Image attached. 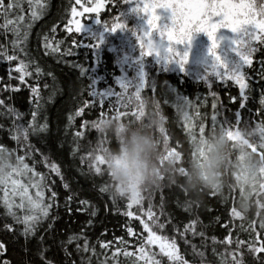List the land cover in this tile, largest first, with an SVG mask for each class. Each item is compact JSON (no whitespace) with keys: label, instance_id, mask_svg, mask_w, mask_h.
Returning <instances> with one entry per match:
<instances>
[{"label":"trees","instance_id":"16d2710c","mask_svg":"<svg viewBox=\"0 0 264 264\" xmlns=\"http://www.w3.org/2000/svg\"><path fill=\"white\" fill-rule=\"evenodd\" d=\"M103 1L106 3L105 9L101 12L104 21L111 20L124 8L123 0ZM41 3L46 4L47 7L36 19L32 18L31 12L39 11V9L35 5L29 8L28 0H23V11L18 13L25 16L22 24L31 23L25 48L30 53L29 58L34 62L33 70L36 64L43 70L40 79L37 81L34 75L25 77L26 83L17 79L19 73L15 70V65L19 63V60L10 62L2 55L5 50L8 54L15 52L12 44L14 36L12 32H5L0 27V99L23 113L24 119L21 122H27L31 120V110L35 107L32 104L33 96L30 86H40L44 97V107L39 115V123H44L46 118L48 127L44 132L29 136L28 143L39 151L30 149L31 155L25 156V160L30 165L34 163L33 156L36 161H39L35 163L36 171L45 175V182L49 185L45 189V202H50L52 191H55L57 195L53 207L49 210V218L42 220L37 227V232L26 238L21 231L23 225L16 224L12 230L3 227L6 222L2 203L5 186L0 185V242H3L5 246V250L0 251V262L8 260L11 264H44L39 252L41 249H46L44 256L53 264H134V262L144 264L140 260L139 249L141 243L145 242L148 232L141 221L149 220L147 215L149 201L145 199L142 205H133L131 209L128 208L127 200L113 202L107 192L100 191V188L108 182L107 174L104 171L103 175L89 173L88 165L81 162L82 153L73 154L75 146L72 139L76 131L85 132V137L80 138V143L95 139L97 136L93 128H81L85 120H98L113 115L110 108L117 98L106 97L104 105L101 106L99 97L90 95L92 89L89 86L94 82L96 89L102 92L106 88H118V80L121 76L118 60L113 51L105 49L98 55L97 47L78 46L81 41L83 44H94L95 39L84 32L76 33L75 30L69 32L64 27L71 18L68 9L71 4H75V0H71V4L70 0H41ZM15 15L16 13H13L10 18H14ZM4 23V17L0 16V25ZM54 25L55 32L52 31ZM45 36L48 37L47 43L52 46L62 41L59 43V52L53 53L51 48H45ZM257 46L259 50L253 57V64L245 69L251 78L248 80L249 98L243 108L240 107L239 85L233 82L227 85L219 82L210 84L204 79L200 80L184 72L153 73L150 77V85L142 92V95L161 101V108L169 119V140L177 150L187 147L190 143L182 127L183 121L177 116V107L186 99L198 105V109H192L193 123L198 125L203 120L206 131L211 129L213 93L218 100V121L228 117L232 123H236L237 111L241 114L240 122L264 121V105L260 104L264 95V80L257 75L260 59L264 57V45L258 43ZM68 49L71 51H67ZM15 54L21 59L24 58V53L15 52ZM49 72L52 73L51 76L48 75ZM45 83L49 85L48 88L43 87ZM231 97L236 99L232 100ZM88 100L93 101V104L85 107L82 115L76 117L74 123L69 126V114ZM197 110L203 114L202 117L194 115ZM13 119L14 117L5 115V109L0 105V125H3L0 127V144L13 150L12 164L15 167L18 164L16 156L24 155L25 145L24 143L18 145L9 131L12 128ZM45 156L50 158L49 162H55L60 166L63 179L43 162ZM13 178L23 180L25 184L29 183L27 176ZM36 179L38 180L39 177ZM65 181L69 184L67 189L63 186ZM7 191L10 198L18 203L19 197L12 195L10 184L7 186ZM163 191L165 215H160V192L152 197L154 205L152 210L159 217L160 222H165L166 219L167 222L163 229L153 225V230L161 236L174 238L179 253L189 264H224L222 258L224 256H226L225 264H233V249L236 247L237 240L243 242L240 245V251L244 253L245 264H260V261L248 252L247 244L249 241H254L259 246L260 242L264 241V227H261L258 220L242 222L237 218L238 213L233 215L236 211L232 207L234 196L221 200L209 195L204 205L196 207L194 212H189L182 207L185 197L189 198L179 189ZM35 192V188L29 187L30 194L34 196ZM68 197H72L71 201H68ZM80 200H87L89 203L85 206L79 203ZM141 207L144 209L143 212ZM92 211L96 214L92 215ZM126 211H132L134 215L126 216L124 214ZM197 217L202 222V226H198L197 231H204L205 236L202 238L198 234L193 235L190 231L182 236L184 226ZM89 220L92 221L91 224L88 223ZM7 222L12 221L8 218ZM49 224L52 225L51 229L48 227ZM129 227L132 228V233L128 232ZM74 234H78L79 238L71 243H61L67 242L68 238ZM229 237L233 241L232 244L226 242V238ZM85 241L89 246L87 251L82 250ZM77 245L80 246V251L77 250ZM93 248L95 252L92 251ZM145 249L147 251V244ZM157 249L155 245L148 254L156 253V258L161 261V264H169L168 258ZM125 252L136 255L125 256ZM239 255L240 252H237V264H240ZM256 255L264 257V253Z\"/></svg>","mask_w":264,"mask_h":264},{"label":"snow or ice","instance_id":"6c2138e0","mask_svg":"<svg viewBox=\"0 0 264 264\" xmlns=\"http://www.w3.org/2000/svg\"><path fill=\"white\" fill-rule=\"evenodd\" d=\"M127 2V0H125ZM29 8L35 7L39 11L33 10L31 16L33 19L38 18L39 15H42L44 9L47 7L46 4L41 3V0H28ZM71 4V0H70ZM23 0H0V16L4 17L5 23L0 25L5 32H12L14 40L12 41L13 48L15 52L24 53V58L21 59L18 55L8 54L5 50L3 52L4 58L8 61L19 60V63L15 65V70L19 73L17 79L25 81V77L35 76V79L39 81L42 74L41 67L36 64L29 58L30 53L26 51L25 45L27 43V38L29 30L31 28V23L27 25L22 24L21 22L25 21V16L18 13L23 11ZM75 5H81V8L78 9ZM102 2H97L94 7H87L82 4V0H75V4H71L68 11H70L71 18L68 19V23L64 27L71 32L73 30L72 26L75 27L76 33H82L84 22L81 19L76 17H84L85 14L89 13H99L100 9L103 7ZM170 9L171 10V24H162L161 17L157 14V9ZM82 9V10H81ZM144 13L148 14L147 23L150 26L148 31H145L142 36L139 37L140 47L142 49V56H151L153 54L163 55L171 59L174 55L179 56V62L183 64L188 59V53L185 52L183 56H180L179 52L173 47L175 44L185 43L191 40L192 33L194 31H203L206 32L208 37L212 41L211 48L209 51L215 56L216 66L226 69L224 71H219L216 73V77L224 80L229 78L237 85L240 89V107L245 106V102L249 98L250 93V84L248 80L251 78L249 73L245 71V66H251L253 64V55L259 50L257 42L259 45H264V0H261L260 3H257V0H144L143 6L141 9ZM16 13L14 18L10 16ZM99 21V16H96ZM159 22V23H158ZM125 27L124 23L120 18H114V22L109 26V23L105 22V30L115 32L117 29ZM230 29L233 33L236 34V38L233 40V51L239 54V61L233 67L228 68L225 65L224 60L217 53L218 41L216 39V33L220 28ZM55 25L52 27V31L55 32ZM156 30L160 36V42L156 43L152 39V32ZM167 36L168 43H165L164 37ZM46 43L45 48H51L53 53L59 52V42L56 46H52L47 43L48 37H44ZM173 41L175 43H173ZM102 42V37L95 40L94 44H83V41L78 44V46H84L88 48L99 47V44ZM76 43V41H73ZM67 51H71L68 49ZM260 69L257 72V75L264 80V57L260 59ZM215 70V69H214ZM84 70L82 69V72ZM11 76V71L9 72ZM48 75H52L51 72ZM26 83V81H25ZM146 81L141 83L139 86H133L128 82L123 80L119 81L120 87L124 90L122 92H113L112 90L108 92L98 91L93 82L89 87L92 89L90 95L92 97H99V104L102 106L105 103L106 97L115 96L117 99L111 105L110 111L113 112V117L120 118H139L141 116L140 109L137 107V104L142 99V89L146 87ZM11 87V86H9ZM32 92V104L34 108L31 110V120L27 122H21L24 119V114L20 113L18 110L14 109L12 106L5 104L3 99H0V105L5 109V115L14 117L12 121V128L9 130L15 139L20 143H24L25 152L24 155H17L16 159L18 164L8 170L7 172L0 170V185L5 186V195L3 197L2 203L4 208V217L6 222L3 224V227L7 230L14 229L16 224L23 225L21 231L22 234L27 238L30 235H34L37 232V227L40 222L46 218H49V210L53 207L57 193L55 191L51 192L50 202H45V189L49 185L45 182V175L41 172L36 171L35 163L39 162L35 160L33 164H29L25 160V156H30L32 151H39L35 149L34 146L28 143V138L32 134H39L47 130V119L45 118L44 123H39V115L41 110L44 107L43 100L44 97L41 94L40 86H30ZM44 88H48L49 85L45 83ZM131 90V91H130ZM213 102H212V116H211V128L214 129L218 126H223L225 122L230 121L228 117H224L223 121H218L217 117L219 115V110L217 109L218 100L216 94L213 93ZM51 99V97H49ZM232 100H235L236 97H231ZM135 101V103H134ZM206 102V101H205ZM166 103V101H164ZM93 104V101L88 100L82 103V106L77 107L72 113L68 116L69 126H71L76 117L81 116L85 110V107ZM260 104L264 105V95L260 100ZM157 108H161V101L157 100ZM197 108L198 105H194L191 100L186 99L185 102L177 107V116L180 120L183 121V129L187 134V138L190 141H194L198 136L203 135L206 131L203 120L199 124L193 123V112L192 109ZM124 109V110H121ZM194 115L196 117H202V113L198 110L195 111ZM240 112L235 113L236 123H240ZM102 119V118H101ZM101 119L98 120H85L81 125V128L91 127L97 124ZM169 121V119H168ZM3 127V125H0ZM198 128V134H197ZM85 137L84 131H76L73 135L72 143L75 146L73 148V154L82 153L80 159L82 163L88 165V172L93 174L103 175L101 165L103 161L98 159L97 161L89 162L86 159V156L89 155L85 153L80 148V138ZM166 138L169 139V134L166 131ZM177 150L176 147L173 149ZM0 151H8L12 153L13 150H9L5 145L0 144ZM43 156V153H41ZM193 155L195 153L193 152ZM49 157L45 156L43 162L47 164L49 169L55 172L57 175H63L60 172V166L55 162H49ZM27 176L29 183L25 184L23 180L13 177H23ZM36 177H39L37 180ZM11 185V191L13 196L19 197V202L10 198L7 191V186ZM64 188H69V184L65 181L63 184ZM29 187L35 188L36 192L33 196L29 193ZM107 183H105L100 191L106 192ZM161 201L159 204L160 215H165L164 206H165V196L164 191H160ZM211 196L216 197L215 194ZM72 197H68V201H71ZM147 215L149 217L148 221L142 220L144 229L147 230L148 236L145 238V242L141 243L139 253L140 260L144 264H161V261L156 258V253L151 255L145 249V244H159L160 253L168 258L169 264H189L187 260L179 253L177 242L174 238H169L167 236H161L157 231L153 230V225H156L158 228L163 229L165 227V222H160L159 217L153 212V203L152 199L148 200ZM115 202V201H113ZM80 204L87 206L89 201L80 200ZM133 205H142V202L138 201H129L128 208L131 209ZM201 206L194 204L190 199L185 197L182 202V207H184L189 212H194L195 208ZM22 210V214H21ZM85 210V209H80ZM144 209L141 207V212ZM233 210L231 209V214ZM92 215H95V211H92ZM126 216H133L132 211H126L124 213ZM8 218L11 219V223L7 222ZM55 219V218H53ZM218 219V218H217ZM89 224L92 223L91 220L88 221ZM202 226V222L199 218L191 219L185 226L184 231L181 235H185L189 231L193 235H200L202 238L205 236L204 231H197V227ZM51 229L52 225H48ZM177 231L179 228L177 227ZM128 232L132 233V228H128ZM78 234H74L68 238L67 242L62 241V244L71 243L73 240L78 239ZM215 242V237L212 238ZM43 240V237H41ZM228 244H232L233 241L231 238H226ZM242 241H235L236 247L233 249V264H237L236 253L240 252V264L243 260L244 253L240 251V245ZM107 246V245H104ZM248 252L253 254L255 253V259L260 261V264H264V257H260L259 253H264V241H261L259 246L254 241H249L247 244ZM5 246L3 242H0V251H4ZM77 250L80 251L81 248L77 245ZM83 251L89 250L87 241H85ZM65 251L67 249L65 248ZM95 252V249H92ZM119 251V249H117ZM46 249H41L39 255L41 260L44 261V264H53L51 260L45 258L44 253ZM125 256H135V253H124ZM224 259V264L226 262V256L222 257ZM0 264H11L10 261L4 260ZM135 264V262H134Z\"/></svg>","mask_w":264,"mask_h":264},{"label":"clouds","instance_id":"9594fccd","mask_svg":"<svg viewBox=\"0 0 264 264\" xmlns=\"http://www.w3.org/2000/svg\"><path fill=\"white\" fill-rule=\"evenodd\" d=\"M137 107L139 118L104 117L93 126L96 138L80 143L90 163L103 161L113 201L143 202L164 189H179L200 205L212 194L234 196L233 215L264 227V121H228L174 151L157 99L143 96ZM12 167V153L0 151V170Z\"/></svg>","mask_w":264,"mask_h":264},{"label":"rangeland","instance_id":"374dc122","mask_svg":"<svg viewBox=\"0 0 264 264\" xmlns=\"http://www.w3.org/2000/svg\"><path fill=\"white\" fill-rule=\"evenodd\" d=\"M97 2H102L104 5L99 13H89L85 14L84 17L76 18L84 22L82 32L89 34L95 40L102 37V42L99 44V47H97L98 55L106 49L113 51L118 60L121 73L118 80V88H106L103 92H108L110 90L113 92L124 91L119 84L121 80L133 86H139L146 81V87L142 89L143 92L150 85V77L154 72L156 73L158 71L184 72L198 78L199 76L204 77L210 84L220 81L223 83L233 81L229 78L221 80L216 77L217 72L226 69L216 66L215 56L209 51L212 41L206 32L194 31L190 41L173 45L180 56H183L185 52L188 53V59L183 64L179 62V56L175 55L171 59L156 54L142 56L139 37L142 36L145 31H148L150 27L147 23L148 14L141 10L144 0H127V2L123 0V10L111 20L107 21L109 26L114 22V18H120L124 23L125 27L117 29L115 32L105 30L106 21L102 19L101 15V12L106 7V3L103 0H82V4L87 7H94ZM260 2L261 0H257V3ZM76 7L80 9L81 5H76ZM156 11L161 17L162 24H171L172 13L170 9L159 8ZM96 16H99V21ZM72 28L75 30L74 25ZM235 38L236 34L227 28L222 27L218 29L216 33V39L218 41L216 51L228 68L233 67L239 61V54L233 51V40ZM152 39L156 43L160 42V36L156 30L152 32ZM164 40L165 43H168L166 35ZM173 43L175 42L173 41ZM247 67L248 66H245V68ZM104 168L105 165H101L102 171H104ZM155 245L158 247L157 251L160 253L159 244H147V252H150Z\"/></svg>","mask_w":264,"mask_h":264},{"label":"flooded vegetation","instance_id":"af4514ba","mask_svg":"<svg viewBox=\"0 0 264 264\" xmlns=\"http://www.w3.org/2000/svg\"><path fill=\"white\" fill-rule=\"evenodd\" d=\"M255 55V54H254ZM254 57V56H253ZM246 69V68H245ZM199 79L201 80V79H204V80H206L207 81V79H205L204 77H200L199 76ZM229 82H233V81H229ZM229 82H227V83H223L222 81H220L219 83H222V84H225V85H227V84H229ZM233 83H235V82H233ZM236 84V83H235Z\"/></svg>","mask_w":264,"mask_h":264}]
</instances>
